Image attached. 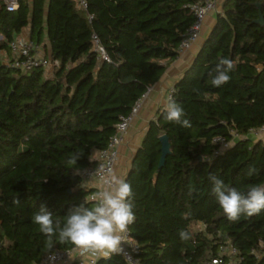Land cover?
Returning <instances> with one entry per match:
<instances>
[{"label":"trees","instance_id":"16d2710c","mask_svg":"<svg viewBox=\"0 0 264 264\" xmlns=\"http://www.w3.org/2000/svg\"><path fill=\"white\" fill-rule=\"evenodd\" d=\"M203 1L88 0L91 23L73 0H19L15 11L0 6V52L30 26L32 42L46 37V55L59 61L49 71H20L0 57V264H38L48 252L73 247L58 235L50 245L34 215L43 206L63 225L71 209L95 206L82 171L93 164L94 150L107 147L120 116L179 56L182 34L194 21L190 6ZM257 3L264 14V0L224 1L172 87L171 99L190 126L169 122L163 109L131 160L124 180L136 218L128 228L140 264H205L227 242L237 252L225 260L264 264V211L229 221L209 181L212 174L242 192L264 185V138L241 137L264 126V25L256 22ZM93 31L110 62L93 50ZM221 58L234 70L228 83L214 87ZM164 134L170 153L159 168ZM216 136L233 145L218 152ZM180 231L190 238L181 240ZM98 264L128 263L114 254Z\"/></svg>","mask_w":264,"mask_h":264},{"label":"clouds","instance_id":"9594fccd","mask_svg":"<svg viewBox=\"0 0 264 264\" xmlns=\"http://www.w3.org/2000/svg\"><path fill=\"white\" fill-rule=\"evenodd\" d=\"M234 64L227 58H221L215 68V76L211 80L214 87H221L229 82V73ZM183 108L169 98L165 106V118L169 122L187 127L190 126ZM231 147V145H228ZM78 155L69 159V164H76ZM255 169H249L251 175ZM213 185L212 193L226 218L237 221L242 215L252 217L264 211V185L250 186L242 192L228 187L217 176L209 174ZM108 187L99 191L94 199L96 205L88 208L81 204L69 211L63 225L53 221L52 213L43 206L33 217L39 231L51 245L52 238L58 235L59 242H70L81 254L91 253L106 259L121 251L122 234L135 220L132 202L131 185L123 178L113 177L106 181ZM181 240L189 239V234L180 231Z\"/></svg>","mask_w":264,"mask_h":264},{"label":"built area","instance_id":"2783aa9c","mask_svg":"<svg viewBox=\"0 0 264 264\" xmlns=\"http://www.w3.org/2000/svg\"><path fill=\"white\" fill-rule=\"evenodd\" d=\"M73 1L75 5L84 12L85 17L91 23L94 15L89 11L88 0ZM0 6L4 7L7 11H15L18 9L19 0H0ZM190 8L194 13V21L182 34L178 48L180 53L189 49L197 41L206 16L209 12L217 10V4L216 0H205L201 3L191 5ZM91 41L97 57L100 60L110 62V57L99 35L95 31L91 34ZM8 47L10 54L7 59H3V62L9 67L17 68L20 71H28L36 67H42L49 71L59 66V61L57 59L40 53L39 46L32 42L30 38H15L8 43ZM149 89L134 102L128 114L120 116V121L116 124V130L110 137L107 147L97 150V155L93 159V164L87 166L81 173L84 184L93 188L92 193L89 195V199L92 200L95 205L97 201L94 197L99 191L108 187L106 181H110L115 177V166L119 158V147L124 142L125 135L133 119L138 114L144 99L147 97ZM172 93L173 88H170L167 92L168 99L172 97ZM263 132L264 126L258 129H251L246 136L241 137H258ZM232 134L234 138L240 137L233 132ZM213 143L218 145V152H222L230 148L228 145H233V140L230 141L223 136H216L213 138ZM120 247L121 251L119 254L128 264H140L139 258L136 256L139 247L131 237L129 228L122 234ZM236 252V247L232 243L227 242L220 245L218 254L208 259L205 264H236L235 260H225L224 258L225 255L234 256ZM100 258L104 257L91 253L81 254V252L73 246L68 250H55L44 254L38 264H98Z\"/></svg>","mask_w":264,"mask_h":264},{"label":"crops","instance_id":"0c3cea01","mask_svg":"<svg viewBox=\"0 0 264 264\" xmlns=\"http://www.w3.org/2000/svg\"><path fill=\"white\" fill-rule=\"evenodd\" d=\"M28 1L29 3L32 2V0ZM224 1L225 0H216L217 10L209 12L206 16L197 41L189 49L182 51L179 56L167 66L159 81L150 87L147 97L144 99L138 114L133 119L125 135L124 142L119 147V158L115 166V177L125 178L130 168L131 160L142 143L149 122L156 118L158 112L165 109L169 100L167 98L168 90L173 87L174 83L182 76L184 70L193 62L196 54L214 26L217 14L223 12ZM18 37L30 38V26L24 28ZM2 39L3 37L0 35V41ZM36 45L39 46L40 53H48L49 55L50 44L46 37L42 43ZM9 54V50L6 49L0 52L2 60L7 59ZM250 138L254 140L264 138V132L258 137L250 136ZM96 155L97 150H94L92 153L93 159Z\"/></svg>","mask_w":264,"mask_h":264},{"label":"water","instance_id":"95a60500","mask_svg":"<svg viewBox=\"0 0 264 264\" xmlns=\"http://www.w3.org/2000/svg\"><path fill=\"white\" fill-rule=\"evenodd\" d=\"M259 9V17L256 20V22L260 25H264V14L262 12V5L260 3L256 4ZM160 142H161V156L159 159V168H161L164 165L166 156L170 153V143L168 141V137L164 134L160 136Z\"/></svg>","mask_w":264,"mask_h":264}]
</instances>
